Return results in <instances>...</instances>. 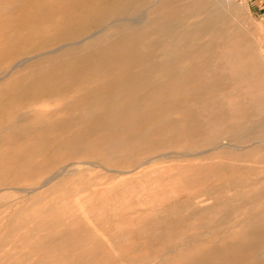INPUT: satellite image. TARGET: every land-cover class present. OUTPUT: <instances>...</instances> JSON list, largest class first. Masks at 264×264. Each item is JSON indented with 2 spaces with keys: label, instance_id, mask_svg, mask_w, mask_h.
<instances>
[{
  "label": "rangeland",
  "instance_id": "1",
  "mask_svg": "<svg viewBox=\"0 0 264 264\" xmlns=\"http://www.w3.org/2000/svg\"><path fill=\"white\" fill-rule=\"evenodd\" d=\"M186 2L198 7L172 23L178 41L211 40L221 63L239 73L233 80L241 92L237 101L264 98V26L246 0ZM148 5L0 0V264H185L189 253L207 250L230 264V255L238 253L232 244L264 234V145L236 150L227 137L230 127L197 124L183 134L160 130L148 136L155 123L164 127L182 116L196 117L194 94L152 103L142 93L150 90L147 83L165 80L146 70L145 61H159L176 40L156 24L164 14L154 15L156 22L129 24L130 14L146 12ZM208 26L213 31L197 34ZM26 58L31 59L22 64ZM228 84L222 82L224 94ZM125 92L144 100L128 108L130 115L155 110L136 132L85 138L79 147L65 142L82 128L64 131L66 120L100 115L105 107L118 106ZM84 96L85 103L76 104ZM209 96L194 97L210 103ZM69 99L74 106L66 109ZM13 116L17 119L10 121ZM226 121L230 125V118ZM22 127L31 135H11ZM214 145L221 148L202 153ZM68 163L73 165L43 185Z\"/></svg>",
  "mask_w": 264,
  "mask_h": 264
},
{
  "label": "bare ground",
  "instance_id": "2",
  "mask_svg": "<svg viewBox=\"0 0 264 264\" xmlns=\"http://www.w3.org/2000/svg\"><path fill=\"white\" fill-rule=\"evenodd\" d=\"M184 1L185 0H157V2L155 3V1H153V0H144V2L147 5L149 4L147 7V9H149V10L146 12L133 11V13L130 14V18L128 19V22L130 25L138 27L141 24L150 22L151 20H152V22H156L157 19L153 20L152 19L153 16L158 15V14H164L161 18L158 19L159 21L156 24L158 27H161L163 29L167 28V38L168 39H170L172 37L176 38V40L174 42H169L172 48L169 49L164 54V56L161 57V59L159 61L154 62V61H149V59L145 61L146 70L150 71V73L152 72L155 74L160 72L162 74V76H164L165 80L163 81V83H147V87L150 88V90L143 91L142 93L147 94V95L149 94L150 99H152V101H151L152 103L153 102L156 103L155 101L158 98L160 99V98H164L166 96H173L176 93L181 94V95H187V96L194 94L192 97L193 98L192 101L194 104L193 111L196 112L195 118L192 119L190 116H188V117L182 116L177 121L167 122L166 125H164V127H161V126H163V125H161V123H159V124L155 123L153 125V128L155 130L150 131V133H147L148 136H150L152 138L153 136L158 135L160 130H164V131L171 132V133L178 132L180 134H183L184 130L187 127H189L191 124H197V125H200L202 127H207V128H211V129L217 128V130H218V128H221V127H230V134H227V137L230 138L231 142H234L233 144H230V147H232L236 150L243 151V150H246L250 147H253L254 145H264V140L262 138V136L264 135V98L259 97L253 101L250 100L247 103L246 102L245 103L238 102L236 97L239 96V94L241 92L238 91V89L234 85L233 80H235L237 78L239 73L234 72L232 70L229 71L228 67L226 66L227 64L223 65L221 63L222 62L220 59L221 57H219L217 55L216 49L213 46V42L209 39L203 40V41H199V40H197V41H183V40L179 39V41H178V37H175L178 34L176 29H175L177 26L172 27V23L176 22V20L182 15V13H186L188 8L192 7V9H195V7L196 8L198 7V5H196V4H192L190 2L184 3ZM190 1H192V0H190ZM125 4L126 3H124V5ZM105 10H107V9H105ZM98 12H96V13H98ZM69 20H70V18H69ZM224 23H225V20H224ZM210 27L208 26L202 30L197 31V34L199 35L200 32L201 33H207L208 31H213L212 29L210 30ZM92 36H93V34H92ZM85 39H87V38H85ZM85 39H83V40H85ZM116 40H119V39H116ZM89 46H91V45H89ZM64 47L65 46H61L59 48H56V49L50 51V53L51 52L55 53L57 51H60L61 49H64ZM91 47H93V46H91ZM26 51H24V52H26ZM110 51H111V49H110ZM120 53H122V52H120ZM72 54H73V52H72ZM122 54H124V53H122ZM113 55H114V53H113ZM124 55L126 57L127 54H124ZM37 56H39V54L35 55L33 57H37ZM127 58H128V56H127ZM30 59L31 58H26L25 61L22 60L23 61L22 64L24 62L29 61ZM114 59H115V57L113 58V60ZM121 60H122V58L118 62H120ZM139 60H138V58L135 59V63H140ZM19 65L20 64H17L16 67H18ZM83 65H84V62H83ZM53 70H55V69H53ZM89 71L90 70H88V72ZM7 75H8V73H7ZM71 75H73V74H71ZM42 76H43V74H42ZM81 78H83V76H81ZM120 78H121V76H120ZM18 79H19V76H18ZM223 81L230 82V84H228L229 86L227 88V89H230L229 90L230 92L227 94H224L225 92H223V90H225L222 86ZM61 84H63V83H61ZM117 91H118V89H117ZM10 92H12V90H10ZM203 93L210 95L209 96L210 103L209 102L206 103L205 101L200 100L199 98L197 99V97H194V96H200ZM85 97L86 96H84L82 99H80V101L78 100L77 101L78 103H76V104L85 103V99H86ZM120 98H121L120 104L118 106L111 107V108L105 107L102 110V113L100 115L95 116V115L91 114L84 119L83 115L76 114V115L72 116V118H70L69 120H66V123L63 124V127H62V129H64V131H67L68 129H72L73 127H76L78 125H81L82 128H81V130L79 129L80 130L79 132L76 131V133H71V134L67 135L65 142L66 143H72L73 145L79 147V145L84 141L85 138L86 139L87 138H93V139H95V138H99V139L100 138H107V139H110L114 136L122 135L125 132H127L128 130L136 132L140 123H142L145 120H149L151 117H153V115L155 113L154 107H153V110L150 112L149 111L148 112H140L138 110H134L131 115L128 113V108H131V109L135 108L137 104H140V102L142 103V101L144 102V100L132 98L126 92L122 93ZM194 98H196V99H194ZM49 99H50V97H49ZM113 99H114V97H113ZM161 104H164V105L169 104L170 105L171 103L169 101L168 102L163 101V102H161ZM9 105H11V104H9ZM26 105H29V104H26ZM169 105H168V108L163 106L161 109L162 110H169V107H170ZM70 106H74V101L73 102H72V100L67 101V103L65 104V108L69 109ZM84 108H85V106H84ZM151 109H152V107H151ZM25 110H26V108H25ZM81 111H83V110H81ZM22 112H21V114H22ZM14 117H16V116H13L12 119H10V121L17 119ZM253 117H257V120H253L252 119ZM227 118H230V125L226 121ZM84 121H85V123H83ZM58 122H59V120H58ZM26 131H27L26 127H22L21 131L14 132L11 135L16 137V138H19V137L24 138L25 136H30L31 134L29 132L27 133ZM40 133H41V131H40ZM61 134H62V132H61ZM218 135H220V134H218ZM36 139H38V138H36ZM45 144H46V142H45ZM175 144H176V142H175ZM182 148H184V147H182ZM219 148H221V145H214V146H211L210 148L202 151V153L213 151V150H216ZM68 149L72 150L69 147H68ZM58 150L59 149H57V151ZM251 150H253V149H251ZM251 150H249V151H251ZM61 151L62 150L60 149L59 152H61ZM67 152H69V151L67 150ZM73 152H74V150H73ZM248 152L242 153L241 155H247ZM53 153H54V151H53ZM175 153H177V152H175ZM179 153H181V152H179ZM199 153H201V152H195L193 154L197 155ZM74 154L75 153H72L71 155L69 154V155H67L66 158H70ZM165 154H167V153L165 152ZM193 154H188V153H184V152L181 153V155H185V156L186 155H193ZM50 156H52V155H50ZM61 158H62V156H61ZM161 158L162 157H160V156L156 157V159H161ZM55 160L56 161L59 160V157L58 158L55 157ZM34 164H36V163H34ZM71 165H73V163H68L67 165L61 167L57 171L56 174L52 175V177H48V179H46V181L43 182V185L48 184L53 178L57 177V175L59 176L60 174L64 173L66 171V169L68 167H70ZM249 165H247V166H249ZM10 171H12V170H10ZM125 172H127V171H125ZM9 188H11V187H9ZM19 190H21V189L19 188ZM198 200H199V198H198ZM208 201L210 202V200H208ZM172 203H173V201H172ZM225 222L226 221H224V223ZM263 235H264L263 232L251 234L248 236L246 243L232 244L230 249L237 250L238 253H236V254L232 253L233 255L232 254L230 255V258H228L230 264H264V258H262V253H261V249H262L261 247H264V236ZM165 250H167V249L165 248ZM192 250H194V249H192ZM200 250H202V249H200ZM213 254H214L213 251H210V250H207L204 253L203 252L196 253V254L189 253L186 256V259L184 261L186 262L185 264H224L226 259L221 260V258L220 259L219 258L218 259L213 258ZM226 261H228V260H226Z\"/></svg>",
  "mask_w": 264,
  "mask_h": 264
},
{
  "label": "crops",
  "instance_id": "3",
  "mask_svg": "<svg viewBox=\"0 0 264 264\" xmlns=\"http://www.w3.org/2000/svg\"><path fill=\"white\" fill-rule=\"evenodd\" d=\"M250 11L261 20L264 26V0H246Z\"/></svg>",
  "mask_w": 264,
  "mask_h": 264
}]
</instances>
